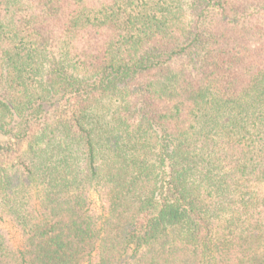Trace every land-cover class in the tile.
Listing matches in <instances>:
<instances>
[{
	"label": "trees",
	"instance_id": "trees-1",
	"mask_svg": "<svg viewBox=\"0 0 264 264\" xmlns=\"http://www.w3.org/2000/svg\"><path fill=\"white\" fill-rule=\"evenodd\" d=\"M0 264H264V0H0Z\"/></svg>",
	"mask_w": 264,
	"mask_h": 264
},
{
	"label": "rangeland",
	"instance_id": "rangeland-1",
	"mask_svg": "<svg viewBox=\"0 0 264 264\" xmlns=\"http://www.w3.org/2000/svg\"><path fill=\"white\" fill-rule=\"evenodd\" d=\"M1 225L8 229L11 241L14 243V245H18L20 243V237L15 228L8 223H1Z\"/></svg>",
	"mask_w": 264,
	"mask_h": 264
}]
</instances>
